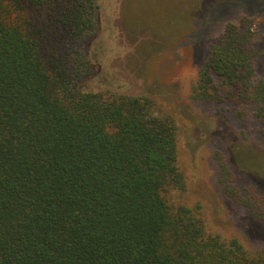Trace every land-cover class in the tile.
<instances>
[{
    "label": "trees",
    "instance_id": "1",
    "mask_svg": "<svg viewBox=\"0 0 264 264\" xmlns=\"http://www.w3.org/2000/svg\"><path fill=\"white\" fill-rule=\"evenodd\" d=\"M98 9V0H0V264H264L263 251L172 200L184 182L172 114L154 113L146 93L81 87ZM254 25L225 24L192 95L252 113L264 134ZM51 33L63 37L59 52L42 47ZM250 208L264 218V198Z\"/></svg>",
    "mask_w": 264,
    "mask_h": 264
},
{
    "label": "rangeland",
    "instance_id": "2",
    "mask_svg": "<svg viewBox=\"0 0 264 264\" xmlns=\"http://www.w3.org/2000/svg\"><path fill=\"white\" fill-rule=\"evenodd\" d=\"M98 27L87 41L93 72L85 90L148 94L153 112H168L178 124L179 168L184 182L173 201L198 209L210 228L237 238L247 250L264 252V218L251 203L264 198V134L237 106L195 98L192 86L209 48L229 21L255 20L258 56L255 81L264 77V0H98ZM34 15L42 18L40 8ZM63 37L51 33L42 47L61 51ZM227 163L228 173H222ZM228 184V185H227ZM233 188H237L236 190Z\"/></svg>",
    "mask_w": 264,
    "mask_h": 264
}]
</instances>
